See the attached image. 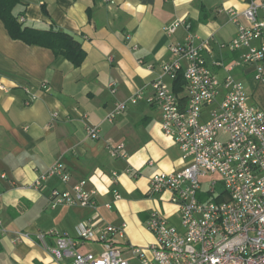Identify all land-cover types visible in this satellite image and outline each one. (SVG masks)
I'll return each mask as SVG.
<instances>
[{"label": "crops", "instance_id": "crops-1", "mask_svg": "<svg viewBox=\"0 0 264 264\" xmlns=\"http://www.w3.org/2000/svg\"><path fill=\"white\" fill-rule=\"evenodd\" d=\"M18 1L14 15L19 23L70 34L80 41L86 59L75 68L49 49L13 40L0 20V84L6 88L0 91V264H62L52 259L36 235L56 230L75 237L77 226L93 218L115 226L126 223L128 241L136 217L145 216L147 223L153 210L179 226L169 192L147 195L155 172L184 167L180 149L162 132L161 112L141 102L113 123L107 116L118 101L130 99L160 75L171 60L170 47L185 42L189 33L198 37L196 44L210 41L212 53L204 52L206 63L224 79L226 67L240 59L227 48L236 35L228 10L242 13L251 0ZM177 20L190 25V31L180 28L173 36L165 35L164 28ZM217 61L225 67H216ZM250 74L251 69L242 66L233 71L241 81ZM26 89L35 97L29 104ZM88 126L99 129L98 140L90 139ZM119 144L125 145L127 159L110 155L109 147ZM56 162L64 163L71 183L52 179L34 189L38 177ZM112 172L119 174L115 185ZM83 179H91L90 186L100 193L96 211L51 209L54 189L67 190ZM113 187L122 198L108 210L104 205L113 199ZM137 193L149 200L132 209L129 199ZM18 233L31 239L17 241ZM47 242L54 245L51 238ZM154 242L149 233L134 246Z\"/></svg>", "mask_w": 264, "mask_h": 264}, {"label": "built area", "instance_id": "built-area-1", "mask_svg": "<svg viewBox=\"0 0 264 264\" xmlns=\"http://www.w3.org/2000/svg\"><path fill=\"white\" fill-rule=\"evenodd\" d=\"M105 1L114 4L113 0ZM228 14L236 35L227 48L239 53L240 59L226 67L224 79L206 63L204 52L212 53L210 41L196 44L198 37L189 33L185 42L170 47L171 60L161 67L160 75L130 99L118 101L107 116V121L113 123L129 106L141 102L161 112L162 132L180 149L184 167L171 173L155 172L147 195L169 192L179 226L153 212L147 228L155 242L144 248L130 245L126 223L115 226L96 218L79 224L75 237L56 230L37 234L36 240L54 261L264 264V111L251 103L244 82L233 75L240 66L251 69L254 81L264 86V0H251L244 12L230 9ZM180 28L190 31L191 27L177 20L163 32L170 37ZM215 66L225 67L221 61ZM179 74H183L185 85L182 92L176 93L167 80L174 83ZM0 91H6L1 84ZM26 93L30 95L29 104L35 97L27 89ZM86 132L92 140L100 138L97 127L88 126ZM109 151L115 159L128 158L124 144L109 147ZM214 175L219 179L215 181ZM118 178L117 172L111 173L113 185ZM52 179L69 185L72 177L64 163L56 162L32 187L41 189ZM219 182L225 186L222 192L217 191ZM91 183V179H83L67 190L54 189L51 209L81 207L96 211L100 193ZM110 193L113 199L104 205L108 210L122 198L117 188ZM23 238L31 239L27 233L17 234V241ZM48 238L54 240L53 246Z\"/></svg>", "mask_w": 264, "mask_h": 264}, {"label": "trees", "instance_id": "trees-1", "mask_svg": "<svg viewBox=\"0 0 264 264\" xmlns=\"http://www.w3.org/2000/svg\"><path fill=\"white\" fill-rule=\"evenodd\" d=\"M18 3V0H0V20L4 23L13 40L22 41L29 46L49 49L56 57L64 58L72 63L75 68L83 65L86 52L80 41L57 28L43 31L24 27L14 15V9ZM184 85L183 74H179L173 83V89L176 93H180Z\"/></svg>", "mask_w": 264, "mask_h": 264}, {"label": "rangeland", "instance_id": "rangeland-1", "mask_svg": "<svg viewBox=\"0 0 264 264\" xmlns=\"http://www.w3.org/2000/svg\"><path fill=\"white\" fill-rule=\"evenodd\" d=\"M244 77V76H243ZM242 81L244 82L247 91L250 95L251 98V103L259 108H261L264 111V86L261 84H257L254 81V75L250 74L244 78H242ZM214 180H218L219 176L214 175L213 176ZM225 190L224 183L219 182L217 184V191L222 192ZM149 199L141 196L139 193L136 195L132 196L129 199V202L131 203L132 209H136L139 206H146L145 202H147ZM115 208V204H113V209ZM156 211V210H155ZM154 210L152 211L155 212ZM145 216H138L136 217V221L132 223V228L129 230V242L130 245H135V242L139 239H144L147 234L151 233L149 230L147 231V223H145ZM124 220V219H122ZM152 234V233H151ZM125 241H121L122 245H125ZM97 248V247H93ZM86 252V251H85Z\"/></svg>", "mask_w": 264, "mask_h": 264}]
</instances>
